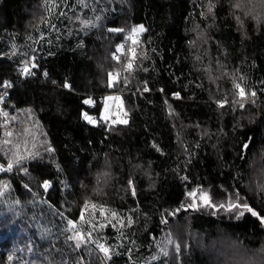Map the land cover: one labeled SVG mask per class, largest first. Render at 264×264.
I'll return each instance as SVG.
<instances>
[{"label": "trees", "instance_id": "obj_1", "mask_svg": "<svg viewBox=\"0 0 264 264\" xmlns=\"http://www.w3.org/2000/svg\"><path fill=\"white\" fill-rule=\"evenodd\" d=\"M0 162V264L264 241V0H0Z\"/></svg>", "mask_w": 264, "mask_h": 264}, {"label": "clouds", "instance_id": "obj_2", "mask_svg": "<svg viewBox=\"0 0 264 264\" xmlns=\"http://www.w3.org/2000/svg\"><path fill=\"white\" fill-rule=\"evenodd\" d=\"M203 239L204 234H199L197 246L212 255L214 264H264V241L251 245L235 237L234 244L219 250L207 249Z\"/></svg>", "mask_w": 264, "mask_h": 264}, {"label": "rangeland", "instance_id": "obj_3", "mask_svg": "<svg viewBox=\"0 0 264 264\" xmlns=\"http://www.w3.org/2000/svg\"><path fill=\"white\" fill-rule=\"evenodd\" d=\"M120 103H121V101L119 98H116V95H111V96L105 97V100L103 102V108H102V111L100 114L101 118H99V119L111 120L112 118H115L116 121L120 120L121 117H123V112H122V108H121ZM115 119L112 120L110 123L114 122ZM0 163H2V162H0ZM194 194H195V196H190L191 197V204L189 205L190 208L193 206L204 207L205 205L200 200V196L203 194V192L194 193ZM204 194H207V193H204Z\"/></svg>", "mask_w": 264, "mask_h": 264}, {"label": "snow or ice", "instance_id": "obj_4", "mask_svg": "<svg viewBox=\"0 0 264 264\" xmlns=\"http://www.w3.org/2000/svg\"><path fill=\"white\" fill-rule=\"evenodd\" d=\"M211 10V9H210ZM143 29L141 28V29H139V31H142ZM135 31V30H134ZM129 67H131V65H129ZM25 72H27V68H25ZM110 80H111V74H110ZM6 87L7 86H10V85H5ZM237 87H239V85H237ZM145 90H147V89H145ZM240 95H241V97H243V95H244V92H243V90L241 89V91H240ZM253 95H254V93H253ZM222 106V105H221ZM241 107H243V103H241ZM85 119H89L87 116H85ZM89 122H91V121H89ZM11 167H12V165L10 164L9 166H8V170H11ZM45 186H47V185H45ZM190 195H193V196H195V194L193 193V194H190ZM200 200L202 201V203L204 204V205H206V206H211V204H210V199H209V196L207 195V194H202L201 196H200ZM219 207H225L224 205H219ZM236 207H239V205H236V204H230V205H228V210H231L232 208H236ZM244 207V209H246L247 211H252L250 208H248V206L247 205H244L243 206ZM243 213H241V215H242ZM252 215H256V213L255 212H252ZM68 224H69V226H70V228L74 231V235L72 236V237H69V239H75L76 241H77V247H79L80 246V243L81 242H83V237L79 234V233H76L75 232V225L73 224V222L71 221V220H69L68 221ZM100 248H101V250L105 253V255L107 256V254H108V249L107 248H104L102 245L100 246Z\"/></svg>", "mask_w": 264, "mask_h": 264}, {"label": "built area", "instance_id": "obj_5", "mask_svg": "<svg viewBox=\"0 0 264 264\" xmlns=\"http://www.w3.org/2000/svg\"><path fill=\"white\" fill-rule=\"evenodd\" d=\"M134 35H135V33H131L130 34V37H131V39L134 38V41H136V38L134 37ZM132 50L133 49H130L131 52H132ZM87 105L89 106V108H91V107L93 108L95 106V103L94 102H88ZM114 119L115 118H112L111 120H108V121L111 122ZM93 121H95V120H93ZM7 166H9V165L8 164H2V163H0V171L6 170L8 173H11L12 172V168H11V170H8V167Z\"/></svg>", "mask_w": 264, "mask_h": 264}, {"label": "water", "instance_id": "obj_6", "mask_svg": "<svg viewBox=\"0 0 264 264\" xmlns=\"http://www.w3.org/2000/svg\"><path fill=\"white\" fill-rule=\"evenodd\" d=\"M88 117V116H87ZM89 118V117H88ZM93 124V122H91Z\"/></svg>", "mask_w": 264, "mask_h": 264}]
</instances>
